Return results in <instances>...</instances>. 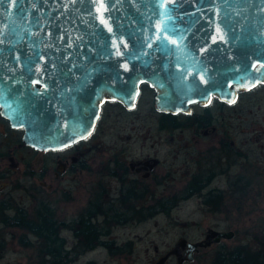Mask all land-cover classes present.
<instances>
[{
  "label": "water",
  "instance_id": "obj_1",
  "mask_svg": "<svg viewBox=\"0 0 264 264\" xmlns=\"http://www.w3.org/2000/svg\"><path fill=\"white\" fill-rule=\"evenodd\" d=\"M0 41V112L41 150L90 136L107 100L135 108L145 83L171 113L264 83V0H5Z\"/></svg>",
  "mask_w": 264,
  "mask_h": 264
},
{
  "label": "flooded vegetation",
  "instance_id": "obj_2",
  "mask_svg": "<svg viewBox=\"0 0 264 264\" xmlns=\"http://www.w3.org/2000/svg\"><path fill=\"white\" fill-rule=\"evenodd\" d=\"M259 86L264 83L241 90L232 104L215 96L208 104L194 103L190 113L158 110L163 125L164 113L185 117L173 123L188 128L187 157L178 168L177 155L163 169L159 157L135 154L136 147L129 145L82 150L78 144L87 137L60 149H37L23 141L24 129L12 126L0 112V264H49L56 259L47 252L49 240L61 249V264L78 260L98 246L110 249L114 240L109 235L115 230L140 223L160 212L165 201L170 206L179 197H201L224 224L206 225L200 227L199 236L179 239L156 264H169L172 256L176 264L201 260L264 264V146L257 145V150L253 140H242V122L247 120L238 106L244 92ZM251 97L247 103L258 101ZM198 106L201 110H196ZM226 106L234 107L233 115L225 112ZM232 116L238 129L234 133L228 128L232 121L227 118ZM70 149L74 150L60 154ZM37 152L59 154L50 156L35 173L30 166ZM6 158L11 160L7 166ZM54 164L56 182L42 192L36 181L12 182L18 175L25 180L30 175L49 176ZM180 168L184 177L177 174ZM189 241L195 246L191 248ZM19 249L26 250L27 263L17 258ZM85 264L95 260L89 258Z\"/></svg>",
  "mask_w": 264,
  "mask_h": 264
},
{
  "label": "rangeland",
  "instance_id": "obj_3",
  "mask_svg": "<svg viewBox=\"0 0 264 264\" xmlns=\"http://www.w3.org/2000/svg\"><path fill=\"white\" fill-rule=\"evenodd\" d=\"M254 91L258 94L253 95ZM154 97L155 90L145 83L142 85L137 106L133 109L126 108L118 101L106 102L103 105L97 128L89 137L81 141L78 147L88 152H97L92 147L129 145L136 147L135 154L144 152L145 157H159L162 161L161 167L163 169L168 167L169 158L176 155L179 158L174 159L175 168L185 164L188 128L179 123L163 125L160 120L162 113L157 110ZM250 97L251 99L256 98L254 100L258 101L247 103ZM238 106L241 114L245 116L243 120H247V123L242 122V140L245 141V137H248L251 141L253 140L254 147L256 146L257 150H259L258 146H264V86L244 92ZM233 108V106H226L225 112H230L233 115ZM196 110H201V108L198 106ZM176 118L179 121L185 117L180 115ZM227 119L232 121V126L229 127L228 125V128L234 133L238 130L234 127L235 119L233 116ZM0 128H3V126L0 125ZM74 149L61 151L60 154ZM25 153L28 156L31 155L29 150H26ZM57 154L59 153H33L30 167L36 169L37 172L35 173H38L42 169L44 162L50 156H56ZM255 155L257 154L255 153ZM3 162L7 166L11 160L6 158ZM19 166L21 169L25 168V164L22 162L19 163ZM56 167L57 164L52 166L49 176L30 175L25 180L23 176L18 175L12 177V182L14 180L30 184L36 181V185L40 188L39 191L42 192V189L44 190L50 183L56 182ZM181 170L183 169L180 168L177 174L184 177V171L182 173ZM182 184H184V181ZM161 189L160 187L157 188L158 193H162ZM16 193L21 195L22 191L18 189ZM158 198L156 197V199ZM23 199L26 198L23 197ZM151 200L153 199L149 201ZM247 208L250 209L249 205ZM71 209L73 208L71 207ZM134 224L115 230L113 234L109 235L114 240L113 244L110 245L111 250L107 247L98 246L96 249L80 256L78 260L65 264H85V261L89 258L95 260V264H156L157 259L172 250L179 239L199 236L197 232L200 227L222 225L224 221L223 218L218 217L217 214L207 208L201 197H179L170 206L169 202L165 201L160 212L153 216H146L140 223ZM25 251L19 249L16 256L27 263ZM199 258L202 259L203 257L200 256ZM176 263L175 256H172L169 264ZM192 264H209V261H195Z\"/></svg>",
  "mask_w": 264,
  "mask_h": 264
},
{
  "label": "trees",
  "instance_id": "obj_4",
  "mask_svg": "<svg viewBox=\"0 0 264 264\" xmlns=\"http://www.w3.org/2000/svg\"><path fill=\"white\" fill-rule=\"evenodd\" d=\"M163 117H165V119L162 118V121L165 125H172L175 120H177L173 115H169V114H163ZM50 241V247L47 249V252L49 253V255L52 257H55V261L50 262L49 264H61V257L62 255H60L61 249L59 248V246H57V243H53L55 241L53 240H49Z\"/></svg>",
  "mask_w": 264,
  "mask_h": 264
},
{
  "label": "snow or ice",
  "instance_id": "obj_5",
  "mask_svg": "<svg viewBox=\"0 0 264 264\" xmlns=\"http://www.w3.org/2000/svg\"><path fill=\"white\" fill-rule=\"evenodd\" d=\"M12 2L13 3H17L18 2V0H12ZM181 2V0H177V3H180ZM3 3H5V0H0V4H3ZM0 42H2V41H0ZM173 43H176L175 41H173ZM86 131V130H85ZM78 133L77 132H72L71 130H70V135H72L73 136V138H75V136L77 135ZM81 135V138H86V136H84L83 134H80Z\"/></svg>",
  "mask_w": 264,
  "mask_h": 264
}]
</instances>
